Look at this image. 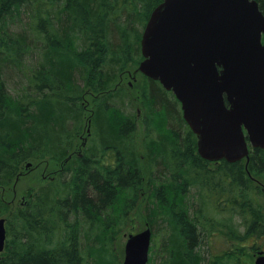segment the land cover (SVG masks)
I'll use <instances>...</instances> for the list:
<instances>
[{
    "label": "trees",
    "instance_id": "trees-1",
    "mask_svg": "<svg viewBox=\"0 0 264 264\" xmlns=\"http://www.w3.org/2000/svg\"><path fill=\"white\" fill-rule=\"evenodd\" d=\"M162 1L0 0V189L27 160L63 159L82 130L86 91L103 94L93 116L103 155L91 164V155L75 158L87 165L70 166L76 176L66 191L43 186L13 210L0 194V216L10 214L0 264H111L113 242L139 220L154 229L166 223L163 264H248L264 244V194L255 182L264 176V149L254 148L248 163L204 159L179 100L150 80L147 126L161 133L145 139L144 158L135 115L111 103L121 100L113 99L117 70L143 58L135 22H147ZM12 70L23 84L10 85ZM110 150L112 165H102ZM193 189L201 203L188 195ZM205 205L216 232L201 216ZM125 206L136 215H110Z\"/></svg>",
    "mask_w": 264,
    "mask_h": 264
},
{
    "label": "water",
    "instance_id": "water-1",
    "mask_svg": "<svg viewBox=\"0 0 264 264\" xmlns=\"http://www.w3.org/2000/svg\"><path fill=\"white\" fill-rule=\"evenodd\" d=\"M263 35L257 0H163L149 16L138 70L174 92L205 159L235 162L264 149ZM6 243L0 217V253ZM151 243L148 225L130 234L123 264H148Z\"/></svg>",
    "mask_w": 264,
    "mask_h": 264
},
{
    "label": "rangeland",
    "instance_id": "rangeland-1",
    "mask_svg": "<svg viewBox=\"0 0 264 264\" xmlns=\"http://www.w3.org/2000/svg\"><path fill=\"white\" fill-rule=\"evenodd\" d=\"M133 12V11H132ZM131 12V13H132ZM134 13V12H133ZM134 14H132L133 17ZM145 23L135 22V26L138 29V32H140V35L142 36ZM137 32V33H138ZM141 39V38H140ZM140 49H141V40H140ZM139 63L135 62H130L128 66L123 69L122 71L117 70V73L114 78V87H116L115 90H121L122 96L121 98H125L126 103L122 104L120 101H115L111 103L116 104L119 103L121 107H119L120 110H122L125 114H129L131 117H136V121H138L137 125V135H136V145L137 148L138 146L140 147L138 150L139 154L143 153L142 155L145 158L144 152L147 150L144 148V145H146L145 139L148 136L149 129L147 126V119H148V106L146 105V98L147 94L144 93V89L149 86L150 80L146 75L143 73L139 72L137 74V79H134L132 76V73H134L135 69L138 67ZM129 71H131L129 73ZM11 76L12 79L10 80V85L12 87L16 86V82H24V79L17 74H12ZM22 78V79H21ZM126 95V96H125ZM101 96V95H100ZM84 98L81 100V103L85 104L84 106V124L82 127V130L79 131L78 135L74 137V141L70 147V151L68 154L71 153L72 158H69L67 161L59 160V159H50L49 157H44L42 159H37L33 161V165L30 168H24L22 171V175L19 176L17 180L12 182L11 185H9L5 189H0V194L5 200V203H9L11 210L16 209L18 207H23L24 204L29 200L30 193L32 191H37L41 186L49 184L50 183H58L57 185L59 187L62 186L63 182L65 179H71L70 182L74 179L76 175H72L71 172H68L71 170L70 166H74L75 163H73V159L76 157H81V154L88 153V155L96 154V156H101L103 155V150L101 146H98V139L95 138L97 134V128L94 125L93 126V121L92 125L89 124V120L92 117V110H94V101L99 97V94L96 92H93L92 90H87L85 95L83 96ZM145 101V102H144ZM118 107V106H117ZM175 107L179 110L181 109V106L179 104L175 105ZM114 108H116L114 106ZM93 120V117H92ZM159 126V125H158ZM91 127V130L89 131L88 128ZM160 127V126H159ZM158 128V127H157ZM91 148L93 150H91ZM108 152V154H107ZM102 158V164H109L112 165L111 159L114 157L112 151H107ZM101 153V155H100ZM67 154V155H68ZM101 160V159H100ZM117 160V159H116ZM76 161V160H75ZM154 168V165L153 167ZM68 169V170H67ZM55 176V177H54ZM54 177V181L50 182V180H53L52 178ZM261 178V179H260ZM255 182L257 183L258 187L263 191L264 194V176L259 177L258 179H255ZM259 182V183H258ZM52 184V185H53ZM66 184V183H65ZM68 187V185H67ZM144 187V186H143ZM199 192V191H198ZM198 192L196 193L195 190H191L188 195H190L195 202H202L201 199V194L199 195ZM33 195V194H32ZM31 195V196H32ZM204 198V197H203ZM262 201L264 203V196L262 197ZM195 205V209H196ZM119 208V207H118ZM116 208V210H119ZM198 209V208H197ZM202 211L201 215L203 219L206 221H210L211 224L209 225V229L212 231L213 230V219L216 217V214L210 213L212 215H208L209 212L211 211V207L208 205L202 206L201 207ZM113 213H119V211H115ZM230 213H225L222 218L225 220L227 215ZM2 216L0 217H8V213L1 214ZM130 215H136L135 210H130ZM134 217V216H133ZM130 223V222H129ZM148 223L145 221L139 220L136 224L130 223L125 230L121 231L120 236L118 237L117 240H115L112 244V249L110 250L109 255L113 256L110 259L112 260L110 263L111 264H123L124 258H125V244L127 242V239L130 234H133L134 232H139L147 227ZM150 227L152 228L153 234H152V243H151V248H150V253H149V264H163L164 256H163V251H160L161 241L163 239V233L166 230V223H160L159 225L155 226V229L152 227L153 225L150 223ZM217 227L214 228L213 232H216ZM158 238L157 239H155ZM210 242V239H208V244ZM255 255L252 257L248 258V264H255ZM247 260V258H246Z\"/></svg>",
    "mask_w": 264,
    "mask_h": 264
},
{
    "label": "bare ground",
    "instance_id": "bare-ground-1",
    "mask_svg": "<svg viewBox=\"0 0 264 264\" xmlns=\"http://www.w3.org/2000/svg\"><path fill=\"white\" fill-rule=\"evenodd\" d=\"M143 60V58L141 59V61ZM12 72V74H17V75H20L21 77H22V74L20 73V72H17V71H15V70H12L11 71ZM140 71H138L137 72V74L139 73ZM137 74H134V76H132L134 79H137ZM22 79V78H21ZM116 89V87H114V85H113V90L114 91H117V97H115V98H113V99H116V98H118V97H120V99H121V101L120 102H122V104H125L126 103V101H125V98H121V96H122V92H121V90H115ZM102 96L103 94H99V96ZM126 96V95H125ZM84 98V97H83ZM125 102V103H124ZM145 102V101H144ZM146 103V105H147V102H145ZM116 104L117 105H115V107H117V108H119V107H121L120 105H119V103H117L116 102ZM85 105V104H84ZM175 105H177V103H175ZM94 110H92V117L94 116ZM92 117L90 118V120H89V124L88 125H92ZM95 125V123H94V121H93V126ZM136 125H138V121H136ZM96 128H97V126H96ZM88 130L90 131L91 130V127L90 128H88ZM97 130V129H96ZM79 133V132H78ZM78 133H77V135H78ZM161 133V131L159 130V129H157V130H154L153 132H151V133H148V136H153L154 138H157V136H159V134ZM99 133H97L96 134V137L95 138H97L98 139V142H99V135H98ZM136 135H137V131H136V133H135ZM76 135V136H77ZM75 136V137H76ZM147 136V137H148ZM147 139V138H146ZM69 151H70V149L68 150V153H69ZM67 153V154H68ZM86 155L88 154V153H85ZM143 154V153H142ZM84 154L82 153L81 154V156H83ZM71 156H73V155H71V153L70 154H68V155H66L63 159H64V161H67L69 158H72ZM86 157H88L89 159H88V161L90 162L89 164H91V161H93L92 159L94 158V157H96L93 153L91 154V156H86ZM50 159H57V158H54V157H52L51 155H50V157H49ZM77 158V157H76ZM102 158L103 157H100V159H101V162H102ZM40 159H42V158H40ZM63 159H59V160H63ZM35 160H37V159H35ZM35 160H27L26 161V163H25V165L23 166V168H22V170H21V172L18 174V176H17V179L19 178V176L20 175H22V171H23V169L24 168H30L32 165H33V161H35ZM75 159H73V161H74ZM86 164V163H85ZM82 161H79V162H77L76 161V163L74 164V168H78V169H80V168H83V165H85ZM87 165V164H86ZM102 165H105V164H103L102 163ZM109 164H107V165H105V166H108ZM68 170V169H67ZM135 171H136V168H135ZM68 172H71L72 173V175H73V173H74V171L73 170H70V171H68ZM55 177V176H54ZM54 177L52 178L53 180H50V182H53L54 181ZM16 179V180H17ZM69 180H71V179H65L64 180V182H63V184H62V186L58 189V190H54V192H63V191H66V187H67V185L69 184L67 181H69ZM66 183V184H65ZM53 183H50V185H52ZM57 184L58 183H54L53 185H56V187H57ZM47 185H49V184H46V185H43V186H47ZM43 186H41L37 191H32L31 192V194H34V193H36V192H38ZM2 189H5V188H2ZM5 201V200H4ZM119 210H115V211H119V213H121V215H126L125 213H123L122 211H126L127 213H128V215H130V209L128 210V209H126V206L125 207H121V210H120V207L118 208ZM123 209V210H122ZM114 212V211H113ZM113 212H111V214L110 215H119V214H117V213H113ZM135 213H136V210H135ZM143 213L144 214H142V215H147V212L146 211H143ZM6 218V226H7V217H5Z\"/></svg>",
    "mask_w": 264,
    "mask_h": 264
},
{
    "label": "flooded vegetation",
    "instance_id": "flooded-vegetation-1",
    "mask_svg": "<svg viewBox=\"0 0 264 264\" xmlns=\"http://www.w3.org/2000/svg\"><path fill=\"white\" fill-rule=\"evenodd\" d=\"M131 71H129V73H130ZM137 69L134 71V73H132V75L133 74H137ZM148 79L149 80H155V79H152V78H150V77H148ZM156 81H158V80H156ZM160 83V82H159ZM255 258L257 259L259 256H264V244L259 248V249H257L256 250V252H255ZM256 259H255V262H256Z\"/></svg>",
    "mask_w": 264,
    "mask_h": 264
}]
</instances>
